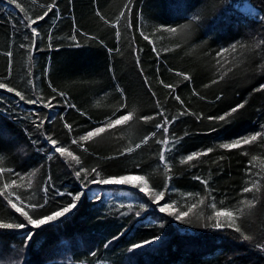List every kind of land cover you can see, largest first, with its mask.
<instances>
[{
    "label": "trees",
    "instance_id": "obj_1",
    "mask_svg": "<svg viewBox=\"0 0 264 264\" xmlns=\"http://www.w3.org/2000/svg\"><path fill=\"white\" fill-rule=\"evenodd\" d=\"M20 2L27 14L35 17L46 10L40 5L46 6L51 0ZM126 2L55 0L57 7L50 18L34 25L40 37L36 48L29 51L30 39L25 37L30 38L31 31L24 27L23 14L13 10L6 0H0V81L30 99H35L36 95L29 80L45 100L56 96L55 107L47 109L40 104H26L13 93L0 89V156L3 157L0 169H4L0 172V186L17 180L23 186H13L10 191L17 192L25 202L28 198L31 202H43L42 189L51 176L48 203L37 214H49L70 202V196L57 193L82 190L75 177V167L70 168L58 154L52 161L47 160L51 147L32 123L37 119L33 113H38L45 118L46 134L81 156L80 167H97L105 176L146 174L153 187L162 189L165 176L158 161L162 145L155 143V139L163 138L162 132H157V137L141 149L125 155L120 152L156 132L155 124L163 117L157 116L148 123L134 120L118 125L101 137L84 142L88 152H83L71 140L109 116L117 118L126 111L134 110L140 117L156 115L162 109L171 119L187 108L193 114L180 117L169 128L170 139L173 136L183 139L168 153L172 180L166 200L187 210L190 204L205 197L204 205L192 210L190 224H183L154 211L157 206L137 189L104 186L99 202L82 199L78 211L74 210L75 215L69 214L64 222L40 229L29 226L24 230H0V264H264V249L257 246L264 244V142L245 146L248 155L240 154L244 148L228 151L218 147L221 142L258 131L264 124V90L254 91L264 85V68L260 67L264 64V22L260 20L264 16V0H133V29L129 31L122 19L121 39L117 42L116 29L96 13L99 10L114 23ZM250 6L255 9L250 10ZM185 24L190 27L178 34L154 31L159 26ZM137 29L151 36L159 58L152 50L153 45L144 40ZM73 34L80 42L78 48L70 40ZM90 36L96 39H89ZM234 43L237 44L235 52L218 56L222 49ZM22 44L25 47H21ZM134 48L142 49L139 66ZM109 49L114 51L109 53ZM7 51L13 53L11 70L4 54ZM229 68L232 70L220 80ZM177 72L188 74L191 80H184ZM145 77L151 91L144 83ZM161 80L173 85L175 91L165 88ZM213 80L219 82L212 83ZM49 83L64 92L67 102L76 108L66 107L64 98L53 93ZM117 88L124 89L127 96V108L123 110L121 105L125 100ZM194 90L198 95L193 94ZM176 95L183 105L174 98ZM244 101L247 102L245 107L229 118L231 123L208 120ZM81 112L85 115H80ZM197 116L202 118L198 120ZM65 120L73 127L71 133L64 127ZM212 128L217 131H211ZM33 140L38 143L33 144ZM207 148L215 150L190 164H180L181 157ZM253 156L259 159L250 164ZM36 169L39 171L31 178L32 187L28 188L27 174ZM16 173L24 175L25 180L20 182ZM196 176L208 180L210 195L204 184L194 179ZM252 180L261 183L259 202L242 221V226L254 239L242 241L238 239L239 234L231 230L205 227L212 223L207 220L213 211L209 205L214 202L218 208L235 207L241 199L252 198L253 193L241 194L246 181ZM99 188L91 185L88 191ZM187 193H199V197L188 198ZM141 203L148 205L147 211L140 210ZM200 214L202 219L197 218ZM0 219L26 223L3 197H0ZM27 231L37 234L29 247L24 248L23 234ZM156 235L161 236L163 246L158 241L154 247L128 251L132 244ZM113 237L119 239L113 240Z\"/></svg>",
    "mask_w": 264,
    "mask_h": 264
},
{
    "label": "snow or ice",
    "instance_id": "obj_2",
    "mask_svg": "<svg viewBox=\"0 0 264 264\" xmlns=\"http://www.w3.org/2000/svg\"><path fill=\"white\" fill-rule=\"evenodd\" d=\"M33 3L36 2V0H32ZM6 3L8 5L13 6V10H18V13L23 14L21 19L24 22V27L30 29L31 31V37H25L26 39H30V44L28 45L29 51L36 48L37 39L40 37V32L38 27H34V25H38L40 21H44L46 18H50V13H53V9L57 7L55 0H51L50 3H48L46 6L41 4L40 6L42 8H45L46 10L43 11L42 14L37 15L35 17L29 16L27 14V11L24 7V5L20 2V0H6ZM132 3L133 0H127V2L124 4L123 8L119 12V15L116 17V20L114 23L107 20L99 10H97L96 15L101 18V20H104L106 24H110L111 27L115 28V37L117 39V42L121 39V20L126 21V27L129 31L133 29V25L131 22V14H132ZM255 6H250V10H254ZM194 19H199V17H194ZM260 20L264 22V16L260 17ZM190 27L189 24H185L180 27H173V26H159L154 29V31H164L171 34H178ZM140 31V35L143 37L144 40L148 41L150 44L153 45V52L156 53L157 58H159V50L156 48L155 42L152 40L151 36L147 34L142 29H137ZM82 35H87L86 33H81ZM89 39L95 40L96 37H88ZM52 39L51 33H49V40ZM70 40L73 41L75 47H80V42L77 40V37L75 34H73L70 37ZM133 38V43H134ZM102 43V41H101ZM51 46V45H49ZM21 47H25V45H21ZM241 47H244V45H241ZM237 50V44H232L230 48L222 49L219 55H223L225 52H235ZM109 53H112L114 50L109 49ZM115 51H119V49H115ZM134 54L136 55V63L139 66L140 59H139V52L142 51V49H133ZM8 57V65L9 70H11L12 66V57L13 53L11 51H7L4 53ZM28 60H32V56H28ZM218 64H220V61H217ZM223 67V65H221ZM261 68H264V64L260 65ZM232 69L229 68L227 71L223 73L219 77L220 80L224 79V76L227 75L228 71H231ZM143 70L141 69V72ZM171 71V69H170ZM219 71V69H218ZM31 75V73H29ZM177 76H182L184 80L190 81L191 77L188 74L185 73H176ZM218 80H213L212 83H218ZM29 84L32 85V89L34 94L36 95L35 99L28 98L23 92L17 90L16 88L0 81V89H3L7 91L8 93H13L16 97L19 98L20 101H23L26 104L29 105H42V107L51 109L55 107L53 104V101L56 100V96H52L48 98L47 100L44 99V97L36 92V85L32 80L28 81ZM145 85L149 87V91H151V86L148 83L147 77L144 79ZM161 84L164 85L165 88L172 89V91H175V88L173 85L170 84H164L163 80L160 81ZM49 87L51 88L53 93H56L58 96L64 98L65 100V106L68 108H76V105L68 103L67 102V96L64 92L58 91L56 87H53L51 83H49ZM205 87H208V85H205ZM264 90V85H261L259 88L254 89V91H262ZM117 91L120 93L122 99L125 100V103L121 105V110L127 108V96L122 88H117ZM194 95H198V93L193 91ZM152 95L155 96V92H152ZM177 101L183 105V101L179 97V95H176L174 97ZM219 99V97H217ZM247 102L244 101L237 106L231 108L228 112L224 113L223 115L219 116H210L208 117L209 121H215L217 123L223 122L224 124L231 123V120L229 118L234 117V114L239 112L240 109L245 107V104ZM157 108H160L159 101H157ZM79 111V109H77ZM187 108H184L182 111H180L176 116H173L171 119L163 112L161 109L156 113V115H146V116H140L137 117L134 110L132 111H126L123 115H120L117 118H113L112 116H109L106 118L103 122H101L98 126L90 129L83 135L79 136L78 138H73L71 140V143L74 145H77L80 147V149L83 152H88V148L84 147V142L92 141L93 139L99 138L102 136V134L108 132L109 130L115 129L118 125H125L128 124L130 121H144L145 123H148L154 119L159 117H163V119L155 124V128L157 129L156 132H151L149 135L144 136L139 143H135L134 146L126 147L123 151L120 152V155H125L128 153H132L137 149H141L144 145L148 144L149 140L154 139L157 137V132H162L163 138L162 139H155V143L161 144L162 147L158 151V161L159 164L162 165V171L165 176V182L162 189H157L153 187L150 184V176L146 174H140V173H126L123 175H103L102 172L97 167L87 168V167H80L82 164L81 156L76 155L73 151L70 150V147L62 145L57 139H54L52 135L46 134L44 130L45 125V118L40 117L38 113H33L34 116L37 117V119H34L32 121L33 125L37 130L40 131L41 135L45 137V140L47 141V144L51 147V152L47 155V160L52 161L54 158H56V154H58L59 158L64 160V163L67 164L70 168L75 167V177L78 181H80V187L82 190L76 191V192H69V193H57L60 196L68 195L71 197V200L69 203L65 204L63 207L59 208L56 211H53L49 214H37L39 209L44 208L48 203V192L49 187H51V176L48 177L47 181L45 182V187L42 189L44 192L43 202H31V198H28V202H25L24 198H22L17 192L10 191V189L13 188V186L21 187L23 186L22 183L17 182V180H10L9 182H5L0 186V197H3L5 201H7V205L11 207L16 213L19 214L20 217H23V220L25 222H4L3 219H0V230H24L26 228L31 227V229H40L42 226L45 225H53L56 222H64L69 217V214L75 215L74 210L78 211L79 205L82 202V199H90L95 200L99 202L101 200V191H103L104 186H130L134 189H137L139 193H143L145 197L148 198V200L151 201L152 204H155L157 207L154 209V211H158L159 213L165 214L169 217H172L176 221L183 223V224H190L192 221L189 218L190 213L192 210L199 205H204L205 197H200L195 203L190 204L187 207V210H181L180 207L176 202H168L166 200V193L169 191V182L172 180V176L170 175L172 170V164L171 159L168 155V153H171L177 145L180 143V141L183 139V137H171L169 138V128L172 124H174L177 120H179L180 117L184 115H192ZM80 115H85V113L81 112ZM115 115V114H113ZM202 117L197 116V119H201ZM61 120H64L63 116H60ZM64 127L69 131V133L72 132L73 127L70 123H68L66 120L64 121ZM211 131L215 132L217 131L216 128H212ZM188 135V133H185V136ZM258 142H264V124L260 125V130L254 131L251 133L244 134L242 136L234 137L231 140L227 142H221L218 144V147L224 150H239L244 148L245 150L241 152V155H248V151L245 148V146H251L253 144H256ZM33 144H37L38 141L33 140ZM215 149L214 148H207L204 150H199L193 153H190L186 156L181 157L180 164H190V162L198 160L201 157L208 156L210 153H212ZM38 151H42L41 149H38ZM67 158H70L67 159ZM113 157H109L111 159ZM220 159H223V157H220ZM259 159L257 156H253L251 158L250 164L252 161H256ZM3 157L0 156V163H2ZM264 170V169H262ZM4 171V169H0V172ZM11 171V170H9ZM39 171V169L33 170L27 174L28 182L27 187H32L31 178L34 177ZM15 175H19L20 182H23L25 180V176L16 173ZM259 175V174H257ZM194 179L199 180L202 184H204L205 189L208 190V180L202 179L199 176L194 177ZM264 179V177H262ZM96 185L100 186L99 190H92L88 191L89 186ZM209 191V195L211 194V190ZM261 192V183L260 180H252V181H246L245 186L241 190V194L244 193H253L252 198H243L238 202V205L235 207H223L218 208L216 203H211L209 206L211 207L212 214L207 217V220L212 222L210 225H205V227H212L215 230L223 231L225 229L231 230L232 232L238 233V239H241L242 241H249L251 242L254 237L252 235H249L245 228L242 226V221L245 219L247 215L251 214L252 209L256 207V204L259 202V193ZM199 197V193L193 194V193H187L186 196L188 198H191L193 196ZM221 204L224 203V201L220 202ZM123 206V205H121ZM129 209H131L132 205H128ZM139 208L141 211H147L148 205L145 203H141L139 205ZM126 214V213H125ZM139 215V213H137ZM198 219H202L203 216L200 214ZM163 224H161V227ZM37 233L33 231H27L23 234V241H24V248H28L30 242H33V237ZM119 239V237H113V240ZM161 243V246H163V240L160 235H156L151 237L150 239L143 240L138 243H134L131 245V247L128 249L129 252H135L138 249H144L147 246H155L157 242ZM111 243V241H109ZM105 248L108 247V244L104 245ZM258 247L261 249H264V244H258ZM93 256L96 255L95 252L92 253Z\"/></svg>",
    "mask_w": 264,
    "mask_h": 264
}]
</instances>
